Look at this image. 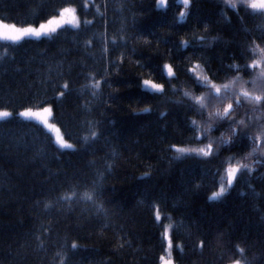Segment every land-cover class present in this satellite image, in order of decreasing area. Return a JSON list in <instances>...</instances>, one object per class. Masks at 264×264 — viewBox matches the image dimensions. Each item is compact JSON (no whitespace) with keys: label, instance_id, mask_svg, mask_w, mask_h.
<instances>
[{"label":"trees","instance_id":"16d2710c","mask_svg":"<svg viewBox=\"0 0 264 264\" xmlns=\"http://www.w3.org/2000/svg\"><path fill=\"white\" fill-rule=\"evenodd\" d=\"M69 2L77 8L81 21L93 20V24L80 29L68 26L47 38L29 37L20 42L0 39V108L6 107L14 114L25 107L41 108L55 94L52 84L70 79L71 91L64 101L53 102L54 117L50 120L59 125L65 138L77 149L60 150L42 124L35 120H21L14 115L7 122L0 121V177L4 173L11 177L9 187L15 185L11 196L20 198L18 202L13 201L8 191H0V264H61L62 256L67 264H160L159 257L165 253L161 239L163 229L152 218L148 201L153 199L161 202L162 215L172 216V221L164 220L163 224H177L173 243H180L185 250L183 255L175 248L172 250L174 264H227L223 245L211 236L208 239L212 242L202 254L192 251L201 232L209 231L210 224L214 231L217 223L231 229L233 242L246 240L249 258L264 253V225L260 222L261 212H264V166L254 163L255 156L241 161L255 169L252 176L246 172L240 175L219 203L209 204L206 196L220 183L226 184V169L230 163H236L227 159L229 153H221L220 159L205 166L195 158L181 155L170 175L159 172L168 167L169 158L175 155L174 150H169L160 159L165 145L199 146L184 141V137L190 135L187 117L200 119L186 111L184 105L194 101L184 96V92L191 96L204 91L194 89L188 78L190 74L186 73V68L195 63L204 66L199 51L191 62L184 59L194 53L196 39L191 34L192 21L213 22L205 43L218 34L220 38L202 52L208 61L205 72L218 77L215 83H227L236 74L223 66L232 62L233 55H240L239 43L244 37L237 31L239 24L232 9L221 4V0H198L200 6L193 7L189 22L178 24L174 23V15L182 7L178 0H170L167 9L154 8V0H88L86 9L80 7L83 0H0V20L20 26L36 25L57 14ZM221 8L231 16V27L224 25ZM133 13L137 14L135 21ZM101 14L107 21L106 26ZM260 23L264 21L249 19L247 26L259 34L256 25ZM134 34H142L151 43L136 45L137 50L131 51ZM179 36L190 40L192 46L177 51L178 43L174 42ZM85 40H91L92 44L86 47ZM168 47L172 49L171 56L167 53ZM104 49L111 52V57ZM124 49L128 50V57L119 70L120 77H114V83L122 90L110 101L115 106L108 108L103 102L108 99L110 89L101 81V88L93 95V85L101 79L108 59L119 57ZM137 60L143 61L145 67L141 68ZM165 62L173 65L179 79L172 81L166 98H157V103L152 100L155 93L138 86V73H143V79L163 82L161 67ZM240 75L248 81L245 87L251 89V77ZM46 80L52 83H45ZM128 84L133 86L125 87ZM146 102L153 103L154 111L133 114V108L144 107ZM160 111H165L166 115L160 117ZM243 114L241 110L237 118ZM97 121H101V135L106 134L108 141L101 137L86 143L84 138L91 137ZM8 139L16 142L11 147L13 155L10 157L4 155L2 146ZM24 144L29 145L27 151L22 147ZM245 147L235 145L233 151ZM17 161L26 162L25 166L18 168ZM108 163L113 165L111 172L106 170ZM146 164L156 166L157 171L151 178L137 180L146 170ZM17 171L23 178L16 176ZM101 172L105 175L100 176ZM192 179L202 182V189L194 196L183 197L189 202L187 209L173 207L174 198L183 193L185 181ZM101 184L103 196L97 197L93 188L99 189ZM256 193L261 194L259 199ZM138 197H143L145 203L137 204ZM34 201L39 204L30 214L29 205ZM257 204L261 212L255 210ZM191 220L203 222L201 232L190 227ZM104 223L109 225L107 229L102 227ZM121 224L123 229L119 227ZM45 227H50L51 231L42 236L45 243L40 250L37 242L25 233L39 235ZM125 232L131 233L127 237L132 240L131 247L126 245L123 250L113 252L117 236L122 243ZM24 240L28 241L27 255L16 261L12 254ZM73 242L88 250L73 253L70 251ZM258 264H264V255Z\"/></svg>","mask_w":264,"mask_h":264},{"label":"snow or ice","instance_id":"6c2138e0","mask_svg":"<svg viewBox=\"0 0 264 264\" xmlns=\"http://www.w3.org/2000/svg\"><path fill=\"white\" fill-rule=\"evenodd\" d=\"M170 0H154L153 7L159 9H167L169 6ZM178 3L182 5L178 13L174 15V23L178 24H187L189 22L190 13L193 7H199L198 0H178ZM221 4L226 5L227 8L232 9L233 13L236 15L239 28L237 29L238 33L242 32L244 34L243 40L239 43L240 55L231 57L232 62L224 65L223 67L229 72H234L236 75L229 80L227 83L218 84L214 80L218 79L215 74H207L205 68L208 65L206 57H203L202 52L205 48L211 47V42L218 40L219 34L210 38L208 43H205L206 34L211 30L213 22L204 21L203 23H196L195 20L192 21V31L191 34L196 39L194 46L193 55L186 56L184 59L191 62L194 58L195 52L199 51L201 56L199 59L204 61V66H201L200 63H195L191 67L186 68V73L190 74L188 78L192 82V87L194 89L204 91L200 95H189V92L185 91L184 96L189 97L194 103L185 104L184 107L186 111H191L194 116H199L200 119H193L191 116L187 117L186 123L188 125L187 131L190 135L184 137L186 143H195L199 146L197 147H177L175 144H167L161 151L160 159L164 158V153L169 150H174L175 155L168 160V167L165 169H160L159 172L161 175H170L173 169L174 164L181 159V155L186 158H195V161L201 166H205L211 163L214 160H218L221 157V153H229L227 159L229 161L236 160L235 164H229L226 169V184L220 183L218 187L210 191L206 196V200L209 204L219 203L224 197H226L231 187L239 179L240 175L245 172L249 177L252 176L255 169L250 166L249 163H241V161H248L253 156L256 157L254 163L256 165L264 166V23L257 24L256 27L260 30L259 34L253 31V29L247 26V21L249 19L259 18L261 21H264V8L253 7L251 0H221ZM82 8H88V0H83V3L80 5ZM106 7V5H105ZM243 10L244 14H241ZM136 13H133L134 21ZM221 15L223 23L227 27H231L233 22L231 16L225 13L224 8H221ZM101 19L104 20V14H101ZM93 20H83L81 21L77 15V8L73 7L69 2L67 6H63L59 9L58 14L54 15L47 20L40 22L37 26L28 25L23 27H17L15 24L0 23V39L6 41L20 42L29 37L41 38V37H51L53 34H57L60 30L65 27L71 26L73 28L80 29L82 26H89L93 24ZM106 26L107 21L104 20ZM133 36L132 33L129 34ZM188 33L185 32L184 36H187ZM184 36H179L177 38L178 43L177 51L187 50L192 46L190 40H186ZM123 39V37H121ZM259 41V43H258ZM133 43L131 51H136V45L144 44L148 45L151 42L145 38L142 34H134L133 40L130 41ZM229 41L228 43H232ZM85 46H90L92 44L91 40L84 41ZM157 50H159V43L157 44ZM105 52H108L109 57H111V52L108 49H104ZM167 53L169 56L172 55L171 47L167 48ZM251 53V55H249ZM162 54V53H161ZM128 57V50L124 49L121 51V55L115 59L109 58L107 61V67L103 69V74L101 79L96 80L93 85V95H96V90L101 88V81L104 85L110 89L108 99L104 100V104L108 108L115 106L112 101V97L118 94L122 89L120 86L114 83V77H120L121 72L119 71L122 68L125 58ZM243 61L242 63L239 61ZM136 63L144 68V62L137 60ZM162 73H163V82H154L151 78L143 79V73H138L139 78V87L145 88L150 93H155V97L152 100H155L159 103V99H164L167 96L168 86H171L172 81L179 79L177 70H174V67L170 63L162 64ZM19 71V69H17ZM244 73L251 77V83L253 87L248 89L245 85L248 83L247 80H244L240 75ZM45 83H52L50 80L44 81ZM71 81L65 80L62 84H52V88L55 92L54 96L50 97L44 102L39 110L34 111L30 107H25L23 110L18 113H13L7 108H0V121H9L14 115L18 116L21 120H36L39 121L45 128L53 129L56 132V139L54 143L60 150L71 149L76 151V147L73 143L68 142L64 139L60 133V129L57 128L54 124L49 123V119L54 117L53 112V102L64 101L65 98L69 95ZM163 85V86H161ZM133 85L128 84L125 87H132ZM59 89L56 91V89ZM180 103V101H176ZM243 110V116L237 118ZM133 112H142V113H151L154 111V105L151 102H146L144 107L139 109L133 108ZM160 117L166 115L165 111H160L158 113ZM89 123H91L89 121ZM109 123H114L110 121ZM96 130L91 132V137H85V142L87 143L90 139L94 142L99 140L101 137L107 142L108 136L101 135L103 128L100 127L101 121H97ZM221 129H225L227 135L224 132H221ZM219 132L220 135L217 136L215 133ZM16 143L12 139H8L3 143L4 155L12 156V145ZM244 144L246 147L243 150L233 151L235 145ZM20 147L19 144L16 145ZM25 151L28 150L29 145H22ZM113 155H115V149L112 150ZM24 161H17V167L23 168L25 166ZM113 165L111 163L107 164V171L111 172ZM157 171L156 166L152 164H146V170L141 172L137 180L141 178H151L153 172ZM100 176H104L105 173H99ZM16 176L18 178H23V174L17 171ZM47 180V177H45ZM11 183V177L7 173L3 174V177H0V191H8L11 200L18 202L19 197H12V187H9ZM249 188L252 187L249 183ZM203 187L202 182L192 179L185 181V187L183 193L180 196L174 198L173 207L183 206L185 209L189 207L188 200L183 199L186 195H195ZM93 192L97 197L103 196V185L99 186V189L93 188ZM257 199L260 198L261 194H255ZM65 199V197H60ZM92 199V197H88ZM145 203L143 197H138L137 204ZM39 204V201H34L33 204L29 205L30 214L35 210V207ZM149 207L152 210V218L157 226L162 227V245L164 251L167 253V259L164 255L159 257L160 264H174L172 258V250L175 248L178 250L181 255L184 254V246L180 243H173L174 236L173 232L177 228V224L168 223L163 224L164 220L172 221V216L165 213L162 215V206L159 200H149ZM7 206V205H6ZM47 208L48 205L46 204ZM256 211L261 212L260 206L254 205ZM22 209H17L21 211ZM186 215L191 216V213H186ZM261 225H264V212H261L260 215ZM51 221L49 224L51 225ZM183 223V220L181 221ZM232 222L229 221V224ZM80 226V225H78ZM108 224L104 223L102 227L104 229L108 228ZM203 222L198 220H191L190 227L196 228L198 232H201L203 229ZM121 229L124 228V225L119 226ZM51 231L50 227H45L43 232L39 235L35 232L25 233V236H31L37 242V248L42 250L44 248L45 241L42 239L44 233ZM131 233H124V240L121 243L119 235L117 236V242L113 246V252H119L125 248L127 245L131 247L132 240L127 237ZM91 235V233H89ZM211 236L216 242L221 243L224 248V256H227V264H258V261L262 258L264 253L259 255H253L249 258L246 255V252L249 249V246L246 244L245 239L238 240L233 242L231 239L232 232L230 228L221 227L219 223L215 226V230H212L211 224L209 225V231L201 232V238L199 242L192 249L193 252L197 254H202L205 247L210 244L212 241L208 239ZM28 241L24 240L18 244L16 251L12 254L13 259L16 261L23 260L27 255ZM84 249V246L73 242L70 246V251L73 253ZM87 251L88 249H84ZM231 253V255H229ZM87 259V257H85ZM61 264H67L66 258L61 257ZM195 264V262H193Z\"/></svg>","mask_w":264,"mask_h":264},{"label":"rangeland","instance_id":"374dc122","mask_svg":"<svg viewBox=\"0 0 264 264\" xmlns=\"http://www.w3.org/2000/svg\"><path fill=\"white\" fill-rule=\"evenodd\" d=\"M73 7H75L74 5H72ZM58 14V13H57ZM57 14H55V15H57ZM54 16V15H53ZM0 23H7V22H3V21H1L0 20ZM8 24H13V23H8ZM16 25V24H15ZM38 24H36V25H33V26H37ZM17 27H23V26H20V25H16ZM25 26H28V25H25ZM71 27V26H70ZM34 111H36V110H39L40 108H32ZM32 120H34V119H32ZM36 121V120H35ZM37 122H39V121H37ZM40 123V122H39ZM49 123L50 124H54L57 128H59L60 129V127H59V125L58 124H56L55 122H53L52 120H50L49 119ZM43 126V125H42ZM44 127V126H43ZM45 128V127H44ZM46 129V131L51 135V137H52V139H53V141H55V139H56V132L53 130V129H47V128H45ZM60 133H61V135L63 136V138L64 139H66L65 138V136L63 135V132H62V130L60 129ZM67 140V139H66ZM68 142H70L69 140H68ZM71 143V142H70ZM164 256H165V258L167 259V253L165 252L164 253Z\"/></svg>","mask_w":264,"mask_h":264},{"label":"clouds","instance_id":"9594fccd","mask_svg":"<svg viewBox=\"0 0 264 264\" xmlns=\"http://www.w3.org/2000/svg\"><path fill=\"white\" fill-rule=\"evenodd\" d=\"M251 3L253 5V7L264 8V0H251ZM161 86H163V85H161ZM133 114L139 115V114H142V112L141 113L133 112ZM221 132H224L225 135H227V132L225 129H221ZM215 135L219 136L220 133L217 132V133H215Z\"/></svg>","mask_w":264,"mask_h":264},{"label":"bare ground","instance_id":"6f19581e","mask_svg":"<svg viewBox=\"0 0 264 264\" xmlns=\"http://www.w3.org/2000/svg\"><path fill=\"white\" fill-rule=\"evenodd\" d=\"M218 264H222V263H218Z\"/></svg>","mask_w":264,"mask_h":264}]
</instances>
